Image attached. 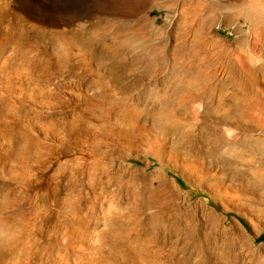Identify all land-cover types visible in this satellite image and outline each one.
Instances as JSON below:
<instances>
[{
	"label": "rangeland",
	"instance_id": "374dc122",
	"mask_svg": "<svg viewBox=\"0 0 264 264\" xmlns=\"http://www.w3.org/2000/svg\"><path fill=\"white\" fill-rule=\"evenodd\" d=\"M50 2L0 0V264H264V0Z\"/></svg>",
	"mask_w": 264,
	"mask_h": 264
},
{
	"label": "bare ground",
	"instance_id": "6f19581e",
	"mask_svg": "<svg viewBox=\"0 0 264 264\" xmlns=\"http://www.w3.org/2000/svg\"><path fill=\"white\" fill-rule=\"evenodd\" d=\"M31 1V0H30ZM24 2V1H23ZM28 4V5H27ZM252 4V3H251ZM26 5L30 7V11H29V17L30 20L39 25H45L47 23V19H49V24H53L55 23V19H62V20H70V18L72 19L73 15L71 13V11L69 12L67 8L63 9V8H58L57 6H55L52 2H50V0H42V2H40V4H32L29 1L26 0ZM69 8V7H68ZM70 9V8H69ZM91 14V13H90ZM53 22V23H52ZM48 24V25H49ZM41 26V25H39ZM53 26V25H52ZM59 33V32H58ZM137 33V32H136ZM135 35V34H134ZM136 37V35L134 36ZM134 39V38H133ZM115 55V54H114ZM111 56V55H110ZM113 57V56H112ZM115 57V56H114ZM112 59V58H111ZM116 59V58H115ZM110 60V59H109ZM120 61V60H119ZM124 61V60H123ZM128 61V60H127ZM114 67V66H113ZM126 71V70H125ZM89 73V72H88ZM91 75L93 72H90ZM95 74V73H94ZM93 76V75H92ZM84 78L81 77L78 80V85L83 84ZM258 122V121H257ZM264 124L260 123L259 125L262 127ZM259 127V128H261ZM263 128V127H262ZM258 129V128H257ZM263 132V131H262ZM203 169V168H202Z\"/></svg>",
	"mask_w": 264,
	"mask_h": 264
}]
</instances>
